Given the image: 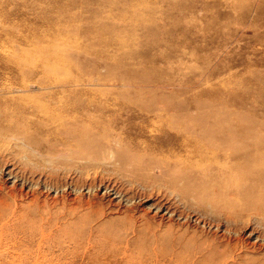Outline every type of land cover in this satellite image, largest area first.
<instances>
[{"label":"rangeland","instance_id":"obj_1","mask_svg":"<svg viewBox=\"0 0 264 264\" xmlns=\"http://www.w3.org/2000/svg\"><path fill=\"white\" fill-rule=\"evenodd\" d=\"M9 55L46 61L47 72H37L32 78L35 84L80 80L73 92L59 96L78 101L84 112L116 111L131 118L130 124L117 127L135 139L120 146L129 159L145 158L146 152L162 145L183 150L179 130L189 118L191 133L204 138L211 128L205 115L212 111L228 119L237 117L246 126L242 142L235 140V134L232 141L256 146L264 141V0H0V58ZM1 61L0 84L19 83L22 76L15 66L11 65L16 70L7 72ZM50 90L36 85L25 92L35 95L36 101H51L57 94ZM162 109L179 113L173 118L174 130L158 129L162 119L156 112ZM122 121L117 118L118 123ZM246 153L245 172L263 171L264 151ZM104 154L98 173L92 167L87 174L75 167L69 170L65 167L69 161H57L59 173L52 178L29 174L12 178L0 166V183L27 198L37 193L49 199L87 198L113 216L135 205L138 211L148 210L157 220L190 235L225 230L217 226L220 215L201 209L194 200L184 204L165 190V194L140 195ZM244 202L247 208L250 202ZM160 205L162 211L157 209ZM257 212L242 213L239 224L246 226L235 227L230 234H246L248 239L264 235ZM9 248H0V264H105L83 257L82 252L70 257L68 247L59 245L39 247L30 241Z\"/></svg>","mask_w":264,"mask_h":264},{"label":"bare ground","instance_id":"obj_2","mask_svg":"<svg viewBox=\"0 0 264 264\" xmlns=\"http://www.w3.org/2000/svg\"><path fill=\"white\" fill-rule=\"evenodd\" d=\"M0 60L7 72L17 69L22 76L19 83L0 84V166L8 169L10 177L29 174L52 178L59 173L57 161H69L65 166L69 170L75 167L87 174L92 167L98 173L105 152L103 157L113 160V167L140 195L166 191L184 204L194 200L201 209L220 215L217 226L225 228L220 234L201 231L190 235L185 229L157 220L148 210L138 211L135 205L113 216V212L87 198L49 199L37 192L27 198L23 192H10L0 183V248L22 247L30 241L39 247L59 245L68 247L70 257L82 252L83 257L101 259L105 264H128L130 260L129 264H264V235L253 233L255 238L248 239L246 234H230L235 227L242 230L246 226L239 224L241 214L251 209L258 211L264 228V170L257 174L244 170L246 152L264 151V141L257 146L252 142L239 144L247 130L239 118L207 113L211 128L204 138L191 133L189 118L179 130L182 138L178 143L183 150L162 145L146 152L145 158L129 159L120 146L135 139L124 136L117 127L130 124L131 118L116 111L84 112L78 101H65L59 96L73 92L80 80L59 81L53 86L46 81L32 82L37 72H47L46 61L30 62L10 55ZM36 85L49 87V93L57 95L51 101H36L35 95L25 92ZM167 111L156 112L162 119L158 122L161 131L174 130L173 118L179 117L175 110ZM117 118L124 121L118 123ZM234 134L239 143L232 141ZM160 138L162 135L155 137L156 141ZM49 167L56 171H49ZM139 169L145 174H139ZM244 201L250 202L247 208ZM163 208L157 206L159 211Z\"/></svg>","mask_w":264,"mask_h":264}]
</instances>
